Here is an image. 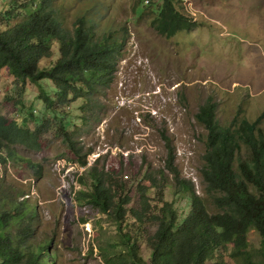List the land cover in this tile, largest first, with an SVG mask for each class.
<instances>
[{"label":"trees","instance_id":"trees-1","mask_svg":"<svg viewBox=\"0 0 264 264\" xmlns=\"http://www.w3.org/2000/svg\"><path fill=\"white\" fill-rule=\"evenodd\" d=\"M59 1L9 0L8 8L0 12V72L6 67L14 77L16 94L9 101L21 117L17 120L0 113V152L7 155L3 160L21 159L17 144L36 151L46 145L43 134L49 131L50 121L37 116L24 102L27 81L38 87V99L45 109L63 114L62 120L67 119L71 102L83 100L79 107L82 124L77 126L80 130L100 120L103 105L98 95L112 83L123 56L126 27H100L97 6L87 8L69 23ZM158 2L137 0L133 8L139 17L150 10L151 26L161 35L170 38L197 25L182 10V0ZM45 59H50L48 65H42ZM217 109V102L210 97L196 113L206 130L201 171L205 196L181 177L173 140L166 133H162L169 155L165 168L173 174L177 199L167 198L171 183L163 169L152 172L148 167L143 171L134 196L122 171L100 170L98 159L87 172L90 183L84 176L78 177V182L87 186L75 193L80 220L89 222L100 212L117 226L115 236L106 237L98 246L105 264H226L227 258L235 264H264L261 119L250 122L235 117L222 125ZM58 130L76 162L87 166L93 149L79 145V136L67 130L66 124ZM244 147L247 156H243ZM25 160L31 167L39 166ZM178 197L187 199L188 210H180L175 202ZM24 201L0 212V264L54 263L51 241L37 240L35 207ZM152 226L154 232L146 235ZM252 230L260 237L259 246L249 239ZM141 242L149 247L148 260L142 255Z\"/></svg>","mask_w":264,"mask_h":264},{"label":"rangeland","instance_id":"rangeland-1","mask_svg":"<svg viewBox=\"0 0 264 264\" xmlns=\"http://www.w3.org/2000/svg\"><path fill=\"white\" fill-rule=\"evenodd\" d=\"M8 2L0 0V12L8 8ZM136 2L59 1L69 23L87 8L97 6L100 27L127 29V42L113 81L98 95L103 105L100 120L77 130L82 124L79 107L83 100L71 102L67 119L62 120L63 114L45 109L38 99V87L27 81L24 102L37 116L50 121L49 131L43 134L45 148L36 151L17 144L19 161L3 160L7 155L0 152V212L23 200L35 207L37 240L51 241V264H105L98 246L106 237L115 236L117 226L100 212L89 222H82L75 199L77 190L87 189L78 177L84 176L90 183L87 172L97 159L100 170L122 171L133 196L143 171L148 167L152 172L163 169L171 183L167 198L177 199L173 174L165 168L169 155L162 133H166L173 140L181 177L193 181L205 196L201 171L206 130L196 119L199 107L211 97L218 104L217 118L222 125L235 117L261 119L264 129V0H182V10L193 15L197 25L170 38L151 26L150 10L144 16L135 15ZM185 3L191 9H186ZM49 61L45 59L42 65ZM16 87L5 67L0 72V113L20 120L9 101ZM62 123L79 136V145L93 149L87 166L76 162L62 140L58 130ZM242 152L248 155L245 147ZM25 159L39 166L31 167ZM178 199L175 202L180 210H188L187 199ZM210 209L214 210L212 206ZM154 230L152 226L146 235ZM249 239L259 246L255 230ZM141 244L142 255L148 260L147 242ZM226 264L235 262L227 258Z\"/></svg>","mask_w":264,"mask_h":264},{"label":"clouds","instance_id":"clouds-1","mask_svg":"<svg viewBox=\"0 0 264 264\" xmlns=\"http://www.w3.org/2000/svg\"><path fill=\"white\" fill-rule=\"evenodd\" d=\"M186 4V9H191V5L189 4V3H185ZM191 14H192V11H191ZM193 19H194V17H193V15H190ZM204 104V103H203ZM200 108V107H199ZM250 121V120H249ZM256 121V120H255ZM250 122H254V121H250ZM260 126L262 127V125H261V120H260ZM262 129H263V127H262ZM201 176H202V173H201ZM188 180V179H187ZM190 182H192L193 183V181H191V180H189ZM202 181H203V177H202ZM194 184V183H193ZM194 186H195V184H194ZM204 187H205V184H204ZM195 189H196V191L198 192V190H197V188L195 187ZM199 193V192H198ZM200 194V193H199ZM201 196H204L203 194H200ZM211 212H213V210H211V209H209Z\"/></svg>","mask_w":264,"mask_h":264}]
</instances>
